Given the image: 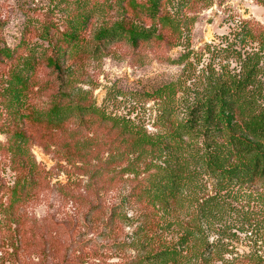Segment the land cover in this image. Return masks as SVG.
Segmentation results:
<instances>
[{
    "label": "trees",
    "instance_id": "16d2710c",
    "mask_svg": "<svg viewBox=\"0 0 264 264\" xmlns=\"http://www.w3.org/2000/svg\"><path fill=\"white\" fill-rule=\"evenodd\" d=\"M196 1L178 0V6L191 8ZM79 3L56 38L50 27L43 29L39 38L50 49H42L38 56L33 45V65L24 62L21 67H33L34 72L37 61L46 59L45 66L63 92L56 101H72L73 92L64 91L63 80L70 68L66 60L69 52L79 48L80 34L92 23L95 12L103 17L92 35L97 52L105 43L120 41L133 52L149 42L162 43L168 50L178 47L183 38L185 17L163 7L172 0H118L110 6L103 2L107 4L103 8L94 5L91 10L87 0ZM107 11L116 13L114 19H105ZM255 31L243 27L237 47L228 44L208 50L210 64L191 85L186 63L181 78L153 91L161 125L154 134L129 121L113 120L127 150L118 147L106 159H99L87 187L97 186L92 181L95 175L109 174L106 168L123 159L124 165L112 172L126 177L129 185L118 188L110 200L105 188L95 189L94 197L80 211L89 232L74 235L76 225L71 221L75 220L56 221L54 235L40 248L33 246L32 261L23 253L26 235L19 204L31 194L32 179L34 183L41 171L37 172L33 162L15 161L13 170L19 176L14 184L7 187L0 177V244L13 249L17 264H264V30ZM223 55L225 60L238 62L235 69L221 63ZM188 57L189 53L183 55L182 61ZM216 61L218 69L214 68ZM11 81L18 88L24 86L17 74ZM10 88L17 100L16 85L7 83L5 91ZM60 107L55 103L47 111V125H43L42 114L33 110V136L50 130L45 147L55 150L60 145L54 134L58 129L49 125L62 120ZM75 107L81 118L86 107ZM14 135L19 143L32 136L26 127ZM62 159L69 163L68 158ZM25 171L30 178L24 176ZM36 179L42 181L40 176ZM237 233H244L249 241L247 253L236 251ZM112 256L115 262L108 261Z\"/></svg>",
    "mask_w": 264,
    "mask_h": 264
},
{
    "label": "rangeland",
    "instance_id": "374dc122",
    "mask_svg": "<svg viewBox=\"0 0 264 264\" xmlns=\"http://www.w3.org/2000/svg\"><path fill=\"white\" fill-rule=\"evenodd\" d=\"M79 1L0 0V177L7 187H11L19 176L13 170L17 160L33 162L37 172L38 169L41 171L35 176L34 183L31 178V194L19 204L26 235L22 248L30 261L33 260V246L40 248L45 239L54 235V224L58 220H75L71 221L76 225L74 235L89 232L82 224L80 211L86 201L94 197L95 189L105 188L110 200L116 196L118 188L129 185L126 177L115 176L112 172L124 165L123 159L106 168L111 170L109 174L95 175L92 181L98 187H87L88 180L98 168L99 159H106L110 150L115 151L118 147L121 151L127 150L126 145L121 143L113 120L129 121L154 134L161 125L157 120L158 104L151 96L153 91L181 78L186 63V74L191 75L187 83L191 85L192 79L202 76L199 72L208 68L213 48H224L228 44L237 47V38L243 27L252 32L264 30V0H198L191 8L178 6V0H172V3L163 5L165 10H177V15L180 12L178 17L186 19L178 47L167 50L162 43L149 42L133 52L125 41H120L105 43L97 52L92 35L103 17L95 12L92 23L80 34L82 42L79 48L73 54L69 52L66 60V67L70 68L63 80L66 85L64 91L73 92L72 101H56L63 92L57 87L58 82L51 69L45 66L46 59L37 61L34 72L33 67H21L24 62L33 65V45L38 49V56L43 54L42 49H50L47 42L39 38L43 29L50 27L56 38L76 12ZM87 1L86 5L91 10L94 5L103 8V5L110 6L113 1L112 5H115L118 0ZM115 14L107 11L105 19H114ZM187 53L188 60L182 61V56ZM45 54L48 56L50 51ZM221 58L222 64L228 63L229 70L236 68L238 62L235 59L225 60L224 55ZM218 65L217 61L214 62L215 69L219 68ZM15 74L24 81L22 89L11 81ZM261 81L264 83V77ZM7 83L16 85L17 100L12 88L5 91ZM55 103L61 106L62 120H54L49 126L58 129L54 132L55 140L60 141L58 150L45 147L50 130L33 136V110L42 114L43 125H47L50 118L46 113ZM76 104L86 107L81 118ZM88 106L94 110L88 111ZM102 117L106 118L105 123L101 122ZM85 122L89 124H83ZM23 127L28 128L32 136L19 143L14 134ZM65 157L69 163L61 160ZM29 175L28 171L24 172V176L30 178ZM38 176L42 181L36 179ZM97 233L85 237L90 238ZM237 235L240 239L235 243L236 251L247 253L251 247L249 241L244 233ZM61 242L64 243V240L61 239ZM62 243L58 245L61 249ZM6 246L0 244V264H17L11 254L13 249ZM6 250L10 252L3 254ZM19 258L23 259L21 255ZM108 261L115 262L116 259L112 256Z\"/></svg>",
    "mask_w": 264,
    "mask_h": 264
}]
</instances>
